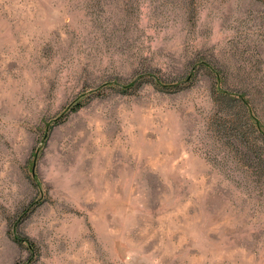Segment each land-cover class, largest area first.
Segmentation results:
<instances>
[{
    "label": "rangeland",
    "instance_id": "obj_1",
    "mask_svg": "<svg viewBox=\"0 0 264 264\" xmlns=\"http://www.w3.org/2000/svg\"><path fill=\"white\" fill-rule=\"evenodd\" d=\"M216 74L264 114V0H0V264H264Z\"/></svg>",
    "mask_w": 264,
    "mask_h": 264
},
{
    "label": "trees",
    "instance_id": "obj_2",
    "mask_svg": "<svg viewBox=\"0 0 264 264\" xmlns=\"http://www.w3.org/2000/svg\"><path fill=\"white\" fill-rule=\"evenodd\" d=\"M213 76L216 80L215 93L217 94V98L222 103L227 105L230 104L236 111L237 119L244 122V125L242 126V134L251 140H253V138L264 139V114L259 113L253 97L245 93V91L241 95H236L235 93L225 90L223 86L225 84V79L217 74ZM82 106L83 105L80 103L74 108L72 107V109L77 111ZM72 109L70 111H72Z\"/></svg>",
    "mask_w": 264,
    "mask_h": 264
},
{
    "label": "bare ground",
    "instance_id": "obj_3",
    "mask_svg": "<svg viewBox=\"0 0 264 264\" xmlns=\"http://www.w3.org/2000/svg\"><path fill=\"white\" fill-rule=\"evenodd\" d=\"M104 145V144H103ZM105 147V146H104Z\"/></svg>",
    "mask_w": 264,
    "mask_h": 264
}]
</instances>
